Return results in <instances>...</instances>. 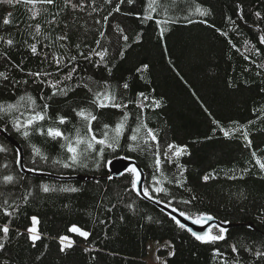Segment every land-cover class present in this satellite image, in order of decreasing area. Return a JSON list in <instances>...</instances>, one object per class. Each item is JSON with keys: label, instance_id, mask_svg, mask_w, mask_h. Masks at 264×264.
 I'll use <instances>...</instances> for the list:
<instances>
[{"label": "trees", "instance_id": "1", "mask_svg": "<svg viewBox=\"0 0 264 264\" xmlns=\"http://www.w3.org/2000/svg\"><path fill=\"white\" fill-rule=\"evenodd\" d=\"M81 2L83 8L72 7ZM118 3L119 0H112L110 4L105 0H71L66 6L65 0H55L54 4L37 3L35 7L23 2L0 3V37H3L0 72L8 76L7 80L0 77V103H16L19 97L28 95L36 99L37 105L48 103L51 120L43 121V127L52 126L56 118L63 115L68 117V122L56 126L73 137L77 128L81 134L86 132L85 122L75 115L73 108H89L98 116L93 122L98 137L105 123L115 127L124 112L129 113L119 148L115 152L106 149L103 160L93 159L96 156L93 153L85 160L87 168L74 169L53 163L66 155L60 148L63 141L35 132L25 140L12 128L9 121L13 116L23 120L21 113L30 111L27 99L20 102L18 112L0 119V147L6 149L0 152V205L8 200L12 205L9 211L19 206L12 217H5L0 211V224L12 221L0 261L6 260L8 264H146L149 242L167 239L175 252L167 258V264H223L225 259L231 264L235 258L232 244L245 245L253 252L264 251V172L256 164L257 158L264 161V45L258 41L264 30V0H157L156 11L151 13L154 18L148 20L143 19L148 0H136L133 5L124 3L117 13L112 10ZM237 5L243 10V19ZM197 6L209 10L210 14L201 16L195 11ZM33 12L37 13L35 19L31 18ZM127 12L140 13L141 17L125 15ZM256 12L261 13L260 18L256 17ZM105 16H108L107 22L103 19ZM5 17L11 21L8 25L3 24ZM98 20L100 23L96 22ZM158 20L168 22L158 25ZM37 24L39 33L35 30ZM161 28L165 30L163 36ZM120 29L129 37L127 42L122 39ZM65 34L66 41L58 39ZM8 39L13 40L11 46L4 42ZM32 44L37 47L36 54L31 52ZM103 49L108 51L107 66H97L95 61L99 57L93 50ZM256 49L260 50L259 55ZM81 52L91 54L92 60H85ZM73 56L75 61H71ZM54 57L61 58L59 71ZM144 64L148 69L137 72ZM74 65L78 68L73 79L59 85L69 89L68 95L41 100L42 94L47 98L53 90L47 83H34L35 77L27 73H51L40 79L54 83L63 80ZM105 81L117 94L118 101L138 103L137 94L143 92L147 96L143 102L148 107L141 109L136 103H128L123 110L96 109L89 103L92 93L83 85L88 84L93 91H103ZM125 82L129 84L128 89L123 88ZM153 101H158L160 106L156 107ZM141 121L158 136L161 171L155 167L153 142L149 140L145 144L141 139L140 146L136 147L128 139L131 130ZM225 130L230 133L227 137ZM244 132L252 142L250 147L246 146ZM7 135L22 148L25 170L37 168L41 172L23 171L16 163V150L20 148ZM145 135L146 129L142 128L139 136ZM173 143L186 146L187 152L169 162L163 153L167 145ZM129 144L136 150H129ZM33 145L48 159L36 156ZM253 151L256 157L252 156ZM120 156L136 161L144 173L142 184L150 191L163 186L170 195L153 193L162 203L142 193L137 196L131 188L132 175L126 171L124 175L112 174L105 164L106 160ZM178 165L183 166L182 175ZM209 174L212 178L205 182L203 176ZM5 175H12L13 182L5 183ZM72 175H80V178L61 177ZM109 175L113 179L109 180ZM153 176L161 182L159 185ZM232 176L237 178L231 179ZM41 183L57 190L44 193L38 187ZM68 186L82 191H59ZM185 200L191 203L181 202ZM112 205L116 207L107 211ZM173 207L189 214L207 213L220 221L238 224L227 228L225 240L203 244L175 224L171 215L181 222L183 218L178 212H172ZM33 215L40 218L41 232L35 248L25 232ZM72 225L80 226L91 235L87 239L76 236L72 247L61 252L59 237L70 234ZM17 229L24 235H17ZM193 230L202 232L204 228L198 226ZM214 248H219L224 255L214 257ZM240 260L241 264H264V258L257 260L243 248Z\"/></svg>", "mask_w": 264, "mask_h": 264}, {"label": "snow or ice", "instance_id": "2", "mask_svg": "<svg viewBox=\"0 0 264 264\" xmlns=\"http://www.w3.org/2000/svg\"><path fill=\"white\" fill-rule=\"evenodd\" d=\"M25 3L26 5H32L35 7L37 3H44V4H54L55 0H0V3H6L10 5L18 4V3ZM106 3H111L112 0H105ZM157 0H148L147 7L145 8V12L147 13L146 15L143 16V19L148 20V19H153L154 17L151 15L152 12L156 11V7L154 6L156 4ZM71 3V0H65L66 6ZM127 3L128 5H133L136 3V0H119V3L113 8L112 11L114 12H120L121 7L120 5ZM83 2H81L80 5L73 4L72 7H81L83 8ZM238 12L240 13V18L243 19L242 15V8L240 5H237ZM96 9L94 8L93 11ZM195 11L200 14L201 16H207L210 14L209 10L203 9L200 6H197L195 8ZM112 13L109 12V16ZM37 13L33 12L32 13V19L36 18ZM125 15H135L137 18L141 17L140 13H133V12H127ZM257 18L261 17L260 12L255 13ZM8 16H11V13L8 14ZM104 21L107 22L108 16H105ZM231 19V18H229ZM10 19L5 17L3 19V24L8 25L10 23ZM97 23H100V21H96ZM168 21H157V24L160 25L161 23H167ZM192 21L189 20V23ZM206 23V21H203ZM35 30L37 33L40 32V25L37 24L35 26ZM164 29L161 28L160 34L161 36L164 35ZM219 31V29H217ZM120 33L122 36V39L127 42L129 37L127 35H123V29H120ZM222 35H227V33H221ZM101 37L104 36V33H100ZM139 37H137L138 39ZM59 40L66 41L68 39V36L62 35L58 37ZM0 40H3V37H0ZM258 41L260 44L264 45V30L261 31ZM7 45L11 46L13 44V40L8 39L4 41ZM97 46L99 47L100 41H96ZM79 47V45H77ZM31 52L33 54L37 53V47L35 44L30 45ZM256 54H260V50L256 49ZM94 55L99 57L98 61H95L96 65L99 66L100 64H105L107 66L106 62V57L108 55L107 49H103L102 51L96 52L93 50ZM123 55V52L121 51L120 53ZM81 56L85 60H92V55H85L83 52L80 53ZM245 59H248V57H245ZM55 63L57 65V70L59 71L61 68V58L59 57H54ZM76 57L73 56L71 57V61H75ZM16 67H20L19 65H16ZM64 67H67V65H64ZM78 65H74L70 68V70L64 75L63 80H57L54 83L41 80L40 78L42 76H49L51 73L48 72H28L27 74L29 76L35 77L34 83L39 81L41 84L47 83L48 86L53 90L51 93V96H48L47 98L42 94L40 96L41 100H51L53 96L56 95H62V96H67L69 89L67 87L61 88L59 85L64 81V80H72L73 79V73L77 71ZM148 69V65L144 64L142 65L141 68H137V72H143ZM23 71V69H21ZM109 74H111V68L108 69ZM0 77H2L4 80L8 79V76L4 72H0ZM91 80V77L88 78ZM19 83V82H17ZM24 83H27L25 80ZM81 85H77V87H80ZM84 88L87 89L88 92L92 93L91 100L89 103L93 105L96 109H104V108H114L118 110H123L128 107V103H136V106L143 109L145 107H148L147 104H145L143 101L147 100V96L143 92H140L137 94V97L140 98L139 102L137 103L136 101H129L128 103H124L122 101H118L117 94L114 91L110 90V85L108 84L107 81L104 82V89L103 91H93L91 87L88 86V84L83 85ZM124 89L129 88V84L125 82L123 84ZM27 99L28 102V108L30 111L25 113H21L22 116H24V119L22 120L20 116H13L10 119V123L12 125V128L19 133L25 140L29 139L30 136L33 134V132L41 135V136H47L51 140L54 141H63V143H60V148L63 149L66 152V155L62 157L61 159H57L53 161L54 164L60 165L64 169H74L76 167H84L87 168L88 165L85 163V160H87L89 157L92 156L93 153L96 154L93 159H96L97 157L99 160L104 159V153L105 150H111L112 152H115L119 146H120V140L124 136L127 121L129 119V113L124 112L123 116L121 119L115 124V127H111L109 124L105 123L103 125L104 131L102 134L98 137L96 134V131L93 128V122L98 119V116L93 113V111L89 108L81 107L79 109L73 108V112L75 115L79 118H81L82 121L85 122V127H86V132L84 134H81V131L79 128L76 129L75 131V136H70L66 135L64 131L61 130L60 127L56 125H64L68 122V117L60 115L56 118V120L53 122L52 126H49L47 128L43 127L42 122L45 121L46 119L51 120V117L48 116V109L50 105L48 103H44L42 106L37 105L36 99L30 95L27 97L21 96L17 100L16 103H8V104H3L0 103V119H3L4 115L12 116L13 112H18L21 108V101H24ZM156 107H159L160 104L158 101H153ZM39 109V110H37ZM218 123V122H215ZM37 125H40L37 127ZM146 129V135L144 137H140L139 133L141 129ZM132 134L128 137L129 140L133 142V144L136 147H139V141L143 139L145 144L149 143V140L155 144V151L153 153L155 160V167L157 171H161V166H162V160H161V150H160V144L158 140L157 134L154 132L153 129L149 128L146 123H143L142 121L137 125L136 128L132 129ZM110 133H112L110 135ZM229 131L225 130L224 135L227 137L229 136ZM244 139L246 141V146L250 147L251 146V140L248 139V134L247 132H244ZM133 144H129V150H136L135 147H133ZM97 145H99V148H97ZM33 147V152L36 156L41 157V159L47 160L48 157L43 155L41 152V149L39 147H36L35 145ZM6 151L4 147H0V152ZM187 152V147L186 146H180L176 144H168L166 150L163 153L164 159L169 161V162H174L173 158H179L181 155L185 154ZM252 156L256 157V152H252ZM16 163L23 167V164L21 163L22 161V151L20 149L16 150ZM127 159V157H125ZM99 160L96 161V167H100ZM35 163V161H33ZM105 164L107 166H111L112 161L111 160H106ZM256 164L259 166L261 172H264V161H261L259 158L256 159ZM178 167L181 168V175L183 174V166L178 165ZM27 171L29 172H34L38 173L41 172V169L37 168H28ZM125 171L129 174L132 175V180H131V188L133 191L136 192L137 196H140L141 193L144 197L148 199H153L156 200L157 203H162L163 201H160L157 199L153 193L156 194H164V195H170L169 190L163 186H157L151 189H149L148 186H144L142 184V174L141 170L136 166L132 165L131 167H127ZM247 171V170H246ZM125 173H119V175H124ZM109 180L113 179L112 175H109L107 177ZM211 177V175H204L203 180L207 182ZM231 179H236L237 177L232 176L230 177ZM241 179L243 178L242 176L240 177ZM264 178V177H262ZM14 177L12 175H5L3 177V181L5 183H11L13 182ZM153 180L157 185H159L161 182L156 179L155 176H153ZM171 183V181H169ZM97 184H99V181H96ZM177 185L180 187H183V184L180 181H176ZM39 189L44 192V193H49L56 191L57 189L53 186H50L46 183H41L39 186ZM59 191L62 192H69V193H78L82 191L81 188L79 187H73V186H68V187H61ZM28 195H31L29 193ZM192 199H195L193 197ZM25 202H27V196L24 197ZM182 203L185 204H190L191 200H185L181 201ZM169 206H171V201L167 202ZM115 205H112V207L108 208L107 211L111 212L113 208H115ZM9 208H12V205L9 204L8 200H4L3 205H0V211L3 212V215L5 217H12L14 216L15 212L18 210L19 206L17 205L15 208H13L12 211H9ZM172 212H178L179 216L182 217L184 220L191 221L192 224L198 225L202 228H204V231L202 232H197L193 230V228L188 227L185 223L181 222L180 219L177 218L175 215H171V219L175 222V224L180 228L183 229L187 232H189L197 241L203 243V244H215L218 241H223L226 239V233L227 229L223 227L222 225L224 223H228L226 221H221L219 223H216L215 220L216 218L213 215L207 214V213H199V214H189L188 212L184 210H179L175 207L172 208ZM30 225L25 228V232L27 233V238L31 242V245L33 248L36 247V241L41 239V232H40V218L38 216H31L30 218ZM150 219V218H149ZM121 220H123V217H121ZM211 222V223H210ZM11 220H8L7 222H4L0 224V233H2V236H0V253L4 252L6 250V245H5V240L9 237L10 235V229H11ZM101 223H104L102 220ZM206 226V227H205ZM249 228H251V225H249ZM70 232L76 233L81 237H84L87 239L91 233L88 231L83 230L80 226L77 225H72L71 228L69 229ZM17 235H24V233L19 232V230H16ZM67 242V243H66ZM59 243H60V251L65 252L66 249L71 248L73 245V241L70 240V238L65 235V236H60L59 237ZM232 253L235 254V258L232 260L231 264H241L240 260V251L241 248L244 249V251L251 252L254 257L257 260H260L261 258H264V251L257 249L253 252V250L250 247H247L245 245H240L239 247L237 244H232L230 245ZM264 247V245H262ZM45 248H47V245H45ZM85 251H88V249H85ZM169 255H175V252H170ZM224 254L220 251L219 248H214L213 249V256H223ZM39 259V257H37ZM159 259V257H157ZM0 264H8V261L3 260L0 261ZM166 264V261L164 262ZM223 264H228L227 259L223 261Z\"/></svg>", "mask_w": 264, "mask_h": 264}, {"label": "water", "instance_id": "3", "mask_svg": "<svg viewBox=\"0 0 264 264\" xmlns=\"http://www.w3.org/2000/svg\"><path fill=\"white\" fill-rule=\"evenodd\" d=\"M2 133H5L4 130H2ZM8 138L17 146L20 148V150L22 151V161L21 163L23 164V167H21L23 169V171H25L26 173H32V172H29L27 170H25L24 168V163H23V150L22 148L20 147V145L17 143V141L10 135H7ZM112 161V164L110 167V171L112 174H119V173H122L125 171V169L127 167H129L130 165H137L136 161L135 160H132V159H125V157H116L114 159L111 160ZM39 174H46V175H49V176H58V175H53V174H47V173H39ZM141 174H142V183H143V177H144V173L141 169ZM63 178H67V179H76V178H80V175H72V176H61ZM182 222L185 223L186 225H189L190 227H193V228H197L198 226L194 225L191 223V221H188V220H184L182 219ZM216 223H219L221 222L220 220L216 219L215 220ZM211 223V222H210ZM238 223H232V222H228V223H224L222 226L225 227L226 229L229 228V227H233V226H236ZM206 227V226H205Z\"/></svg>", "mask_w": 264, "mask_h": 264}, {"label": "rangeland", "instance_id": "4", "mask_svg": "<svg viewBox=\"0 0 264 264\" xmlns=\"http://www.w3.org/2000/svg\"><path fill=\"white\" fill-rule=\"evenodd\" d=\"M67 236L70 238L71 241H73L74 244L76 240V236L79 235L70 232V234H67ZM170 252H173V244L170 240L167 239L163 241H159V240L150 241L148 246V254L145 258L146 264H164L165 261L167 264V258L170 256L169 255ZM157 257H159V259H157Z\"/></svg>", "mask_w": 264, "mask_h": 264}]
</instances>
